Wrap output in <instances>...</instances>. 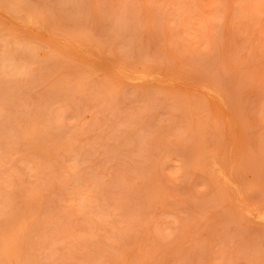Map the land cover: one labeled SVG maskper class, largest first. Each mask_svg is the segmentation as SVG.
<instances>
[{
	"label": "rangeland",
	"instance_id": "374dc122",
	"mask_svg": "<svg viewBox=\"0 0 264 264\" xmlns=\"http://www.w3.org/2000/svg\"><path fill=\"white\" fill-rule=\"evenodd\" d=\"M0 264H264V0H0Z\"/></svg>",
	"mask_w": 264,
	"mask_h": 264
}]
</instances>
